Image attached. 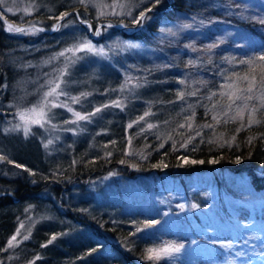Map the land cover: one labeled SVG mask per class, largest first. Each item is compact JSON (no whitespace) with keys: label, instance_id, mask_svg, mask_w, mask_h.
<instances>
[{"label":"trees","instance_id":"obj_1","mask_svg":"<svg viewBox=\"0 0 264 264\" xmlns=\"http://www.w3.org/2000/svg\"><path fill=\"white\" fill-rule=\"evenodd\" d=\"M35 1L39 5L35 14L38 26L45 29H49L62 12L73 8H78L81 19H89L77 0ZM142 1L133 19L141 11L152 8L147 14L150 19L131 35L111 29L106 39V43L122 40L134 44L138 49L136 53L114 59L116 67L85 55L67 74V96L87 94L74 106V111L87 115L101 108L89 122L81 123L79 133L69 132L65 122L70 116L62 109L54 112L57 128L52 134L36 127L27 136L19 132L6 133L5 129L7 120L22 106V100L26 103L28 97L33 96L36 84L45 78L44 74L36 73V66L31 64L45 63L87 38L84 27L70 15L56 33L37 32L35 36L17 38L4 34L0 22V157L6 158L0 160V252L4 253L25 210L31 219L26 224L32 228L29 238L18 250L23 264H169L167 260L146 258L148 249L179 237V230H175V234L173 229H163L166 223L157 210L126 211L108 197L95 205L93 197L89 196V182L107 171L122 174L128 181L138 178L135 173L121 170V166H137L140 171L148 172L166 165L165 172L171 173L170 179L175 182L178 172L193 175L198 170L207 171L213 162L230 165L239 159L241 165L234 168L239 172L231 171L233 180L245 173L255 188H264V180L252 177L253 171L264 173V113L258 117L263 124L240 133L231 145L221 147L213 142V121L205 109L208 111L210 107V96L219 91L218 77L211 78L216 75L209 70L213 63L201 69L192 65L197 55L201 56L200 61H220L227 57L241 59L263 49L264 24L259 21L264 19V1L160 0L155 7V0ZM69 22L79 25L81 31L63 26ZM105 22L95 19L92 23L96 28ZM134 24L132 20L126 26ZM209 45L216 46L209 50ZM129 77L140 87L119 95L117 88ZM178 77L185 78L188 86L179 87ZM179 92L189 99L196 112L195 123L211 125L205 127L211 130L203 131L207 137L193 143V151L181 154L189 161H196L193 165L177 162L172 148L169 149L170 140L162 135L164 130H176L184 124L181 111L178 112L182 106L178 102L186 99L179 100ZM112 99L121 100L122 106H110ZM146 112L149 115L141 122L139 118ZM138 120L139 123L128 127ZM145 123L155 127L148 131L144 129ZM141 129L149 135L144 140L136 137L139 133L144 136ZM226 131L230 129L225 128ZM244 134L250 135L251 143ZM131 142L138 145L133 156H130ZM16 164L23 167L17 168ZM25 168L33 174L29 175ZM188 177L193 179V176ZM181 189L192 188L186 184ZM144 217L158 223L154 231L140 227L137 231ZM158 227L163 230L157 232ZM54 235L57 238L49 244L48 240Z\"/></svg>","mask_w":264,"mask_h":264},{"label":"rangeland","instance_id":"obj_2","mask_svg":"<svg viewBox=\"0 0 264 264\" xmlns=\"http://www.w3.org/2000/svg\"><path fill=\"white\" fill-rule=\"evenodd\" d=\"M77 2H79V0H77ZM115 2H117V0H91L90 3L84 4L83 6L86 12V17L89 19H81L78 16V12L75 11L77 14V21L82 27H84L87 39L90 40L96 48L103 47L104 51L107 53L105 57H100L80 52L76 53V57L83 58L87 55L90 58L95 57L98 63L104 62L110 66L116 67L113 62L114 59H119V57L123 59L125 56H128L129 53H136L138 51L137 46L125 47L126 44H131L129 42L112 40L110 43H106V39L109 36V30H111L108 25L113 27H127L126 23L133 20V15L136 9L142 5L143 1L140 0L134 3L132 0H119V2L128 6L123 11H128L129 8L131 9V15H115L111 8L99 9L93 6V4L111 5ZM29 5H32V7L29 8ZM5 7L11 8L12 11L8 12L5 11L4 8H0V15L5 19L10 20L14 25L22 26L24 28L32 27L33 25L36 27L38 26L39 19L35 17L39 8L37 1L6 0ZM25 9H28V11L26 12ZM75 9L77 10L78 8ZM101 10L106 14L103 16L99 15ZM116 11L119 12L121 10L116 9ZM95 19L106 22L99 23L97 27L94 28L92 22ZM82 20L86 23H81ZM64 21H66V19L62 22ZM118 22L120 24H115ZM66 25L67 27L65 28H68L71 31H81L80 26L75 25L73 22L67 23ZM89 25H91V28H89ZM43 29L45 30V28ZM97 29L100 30V35L94 34ZM2 30L4 34L17 38H23L28 35L35 36V34L8 32L4 25H2ZM53 31L56 33L59 31V28ZM97 41H100L101 44H94ZM57 54L54 56H57ZM262 54H264V48L256 53L247 54L246 57L241 59L227 57L220 61H210L209 59H203L200 61L199 58H201V56H196V63L195 65L194 63L192 64L196 69H201L202 67L205 68L206 65H211L213 63V66L209 68V70L216 72L217 76L213 74L211 75V78L218 77L219 91L216 95L212 94L210 96L209 112L207 111V108L205 109V113L211 114L213 125L211 127L212 130L205 128L204 125L198 126L195 123L197 114L191 107L189 99L183 96L186 100L178 102V104L182 106V110L180 109L178 112L181 111L180 113L182 114L184 121V124L181 125H184V127H180V125L176 130L166 129L162 133L164 137L170 140L171 145L169 146V149L172 148L171 152H174L173 156L177 162L180 160L181 164L185 165V160L189 161L188 158L181 156V154L186 153L187 151H193L195 147L193 143L196 140L201 139L203 136H206L203 131L208 132L211 130V136H213L212 141L223 147L232 144L233 136L236 139L240 133L250 132L252 131V128L261 124L262 121L258 124L248 126L246 110L243 121L240 119L233 121L231 117L236 115L237 108L242 105V102L237 101V103L229 109L227 107L229 103L227 96L221 95V93L227 92L228 89L224 86L234 81L241 88L247 87V81L237 80V77H244L247 75L251 78L254 75L256 76L257 81H259L261 66L264 65V61L256 60L254 64H241L240 61L250 60ZM76 57H73L72 53L66 52L65 56H57L54 60H47L49 61L48 63L31 64L32 66H36V73L39 75L44 74L45 78H43L42 82L36 84L33 96L28 97L26 103L22 100V106L16 111L14 117L12 116L7 120L8 123L5 129L6 133L19 132L22 136H27L32 128L36 127L45 132L49 131L48 134H52L53 130L57 128L54 124V112L56 109L66 111L70 116L68 121L75 120L72 112H69L64 107H56L51 108L48 112L47 123H44L43 126L30 125V131L27 135H25L23 128L19 130H10L14 129L15 125L21 123L18 113L32 107L40 101L43 92L49 89L48 81L54 80L59 74V70L62 68L65 69L66 74L61 77V80L64 81L61 87L63 91L66 92V77L72 66L79 60L76 59ZM71 60H74L75 62L70 63ZM129 78H127V80ZM177 80L176 83L179 84V87H182V84L188 86L185 78L178 77ZM180 81H184V83H180ZM125 82L126 80L119 88H117L119 95L125 92L129 93L135 88V84L131 82L122 90V85H124ZM190 82L192 83L193 81L190 80ZM192 85L193 84H190V86ZM260 91L261 89L259 88L258 83L257 90L253 92V95L259 96ZM113 99L109 103L110 106H112V102L115 101ZM118 101L121 102V100ZM55 102L57 104L66 103L73 109V112H75L74 106L77 103H72L69 96L61 95L55 99ZM207 102L208 101H206V103ZM247 103L250 107L259 106V101L256 99L247 101ZM262 112L264 113V108L259 109V111L255 113V118L257 120ZM225 113H227V115H225ZM214 116L217 117V120L213 119ZM89 121L90 120L88 119L77 121L75 123H65V126L69 128V132L79 133L81 131V123ZM241 123H243L244 127H241ZM134 125H136V123H132V126ZM188 125H191V127ZM224 127L226 130L230 129V131L225 132ZM204 128L205 130H203ZM238 128L240 129L239 131H237ZM144 129L149 131L147 127ZM142 133L144 136L139 133L136 137H141V140H144L149 136L148 133H146V130L142 131ZM197 133H199V135H197ZM245 137L249 142V139L251 138L250 135L244 134V138ZM127 139L128 141L132 140L130 137ZM131 143V145L129 144L130 156H133L132 153L136 152L138 145L136 142L134 145L133 142ZM182 145H186V147H182ZM139 159L144 160L143 157H140ZM190 164L193 165L194 163ZM240 165V162L230 165L213 162L211 166L207 167V171L198 170L199 172L196 171L197 173L193 175L186 172H178L179 176L176 177L178 180L174 179L175 182L170 179L171 173L169 174L165 172L166 167L164 166L162 168H159V166L155 167L153 168L154 170L148 172L140 171L137 166H131L132 168L129 166H121V170H128L130 174L135 173L138 178L128 181L123 178L124 175L122 174L114 171H107L105 174L93 178L89 182L87 190L90 191L89 196L93 197L95 205L100 203L102 198L108 197L110 201H114L118 204L114 205L121 206V208L126 211H132V209L157 210L160 218L166 223L164 224L163 229H173V231L179 230L180 235L171 240L158 243L151 249L158 250L169 245H183L179 251L161 256V259L167 260L169 264H264V188H255L250 183L249 177H247L245 173L243 175H237V180H233L234 178L231 171L234 173L239 172L235 171L234 168ZM168 170L170 171V169ZM172 175L176 176L174 173ZM188 176H193V179L190 180ZM254 177L259 181H262L264 180V173H257ZM178 181L181 182L182 185H180ZM186 184H190L192 189L187 191L181 189ZM192 205H196V207H192ZM116 216H118V213H116ZM30 220V217L24 210L23 220L18 224V228H20L21 223L24 225V227L21 228L20 235L17 236L18 243H16L14 247H8V244L6 245L4 253L0 252V264H23L18 250L23 242L26 241L23 237L29 236L32 225L26 224V222H29ZM156 224L158 223L151 221L148 217H144L141 225L139 226L138 224V228L140 227L145 230L154 231L157 227ZM163 229L158 227L157 232H161ZM15 234L16 232L14 235Z\"/></svg>","mask_w":264,"mask_h":264},{"label":"snow or ice","instance_id":"obj_3","mask_svg":"<svg viewBox=\"0 0 264 264\" xmlns=\"http://www.w3.org/2000/svg\"><path fill=\"white\" fill-rule=\"evenodd\" d=\"M5 2L6 0H0V8H4L5 11H12L11 8L5 7ZM79 2L84 5L87 3H90L91 0H79ZM160 0H155V3L153 4V7L156 6V4H159ZM94 7H97L99 9H104V8H111L113 10V14L115 15H131V9L129 8L128 11H123L125 8H127L128 6L124 3L119 2V0H117V2L111 4V5H106V4H93ZM29 8L32 7V5L28 6ZM116 9H120L121 11L117 12ZM25 11L27 12L28 9H25ZM152 8H148L146 9V11H141L139 13L138 17H135L133 19V23L137 24V25H142L144 21L149 20L150 17L147 15L148 12H151ZM106 13L101 10L99 12V15L103 16ZM69 15V13L65 12L62 13L59 17H57V20H63L65 17H67ZM260 23L264 24V19H261L259 21ZM70 23V22H69ZM81 23H86L85 21H81ZM64 27H67V25H63ZM60 27L59 24L54 25L53 26V30H57ZM108 27H111V25H108ZM183 27H189L188 25H184ZM89 28H91V25H89ZM6 30L8 32H15V33H22V34H35L38 31H44L43 28H36L35 25H33L30 28H24V27H17L14 26L12 24H8ZM95 35H100V30L97 29L94 33ZM216 45H209L208 48L209 50L213 47H215ZM125 47H136V45H132V44H126ZM69 52L72 53L73 57H76V53H80V52H84L86 54H92L95 56H100V57H105L107 55V53L104 51L103 47L101 48H96L92 42L90 40H88L87 38L82 39L81 41L77 42L76 44H74L72 47H69L67 49H65L64 51H61L57 54V56H65V53ZM57 56H53L52 60L56 59ZM81 57H76V59H80ZM256 60L259 61H264V54L255 57L253 59L250 60H242L240 61L241 64H254ZM49 61H45V63H48ZM74 60H71L70 63H74ZM191 63V62H190ZM66 74L65 69H60L59 70V74L55 77L54 80H49L48 84H49V89L45 92H43V95L40 99V101L37 104H34L32 107L24 110V111H20L18 113L19 115V119L21 121L20 124L15 125L14 129H10V130H19L21 128H23V131L25 133V135H27L30 131L29 126L30 125H41L43 126L44 123L48 122V112L51 110V108H56V107H64L66 108L69 112H72L75 120L74 121H66L65 123H75L77 121H82V120H88L90 119L91 116L95 115L97 112L101 111V108H96L95 112L92 113H88L87 115H81L80 112H73V109L71 107H69L66 103H60L57 104L55 102V99L60 97L61 95L67 96V93L63 91L61 85L62 83H64V81L61 80V77H63ZM237 80H244L247 81V87L245 88H241L235 81L232 83L227 84L226 87L228 89L227 92H222L221 95H225L227 96V99L229 101L227 107L229 109L232 108V106L234 104L237 103V101H241L242 105L238 106L237 111H236V115L231 117V119L233 121L240 119L241 121H243L244 119V113L245 110L247 111V123L248 126H251L253 124H258L261 121L257 120L255 118V113L257 111H259V109L264 108V65L261 66V75L259 78V81H257L256 76H252L251 78H249L247 75L244 77H237ZM131 83V78H129L128 80H126L125 84L122 85V90L123 88L127 87V85ZM180 83H184V81H180ZM259 83V88L261 89L260 91V95L259 96H254L253 92L255 90H257V84ZM134 87H140L139 84L134 85ZM191 94H195V93H191ZM86 93H81L80 96L77 97H70L72 103H78L79 100L81 99V97L86 96ZM213 95H216V93H213ZM178 98L182 99L183 98V93H178ZM258 100L259 101V106H249L247 101H252V100ZM112 106L115 107H121V103L120 101H113L112 102ZM103 107H108V105H104ZM149 115V113H145L144 116H141L139 118V120H144L145 116ZM225 115H227V113H225ZM214 120H217V117H213ZM219 122V121H218ZM227 122V121H225ZM133 123H139V121H133ZM189 127H191V125H188ZM129 128L132 127V124L128 125ZM155 125L153 124H148L147 128L149 130H151L152 128H154ZM180 127H184V125H181ZM204 127H211V125H204ZM241 127H244L243 123H241ZM240 129L238 128L237 131H239ZM141 131H144V129H141ZM197 135H199V133H197ZM232 140H235V137H232ZM252 142V138L249 139V143ZM49 143H51V141H49ZM45 147H47V145H45ZM161 147H163V145H161ZM182 147H186V145H182ZM108 155H111V153H109ZM6 159L5 157H0V160ZM123 162V161H122ZM237 163H239V159H237L236 161ZM9 163H12L11 161H9ZM185 163H196V161H187L185 160ZM201 163H203V161H201ZM166 167V165H163ZM15 167L17 168H21L23 167L22 165L16 164ZM24 171H29L28 169H24ZM33 173H31L29 171V175H32ZM183 207V206H181ZM192 207H196V205H192ZM24 225L23 223H21L20 228H17L16 230V234L13 235L7 242L8 247H14L16 243H18L17 240V236L20 235L21 232V228H23ZM137 231H140V229L138 228ZM25 240H27L29 237L28 236H24L23 237ZM57 237L54 235L51 237V239L48 240V243L51 244L53 242V240H55ZM46 245H42V247H45ZM183 247V245H179V246H166L162 249H158V250H154V249H148V255H147V259L149 260H159L161 259L162 255H168L171 252H177L180 250V248ZM31 264V262H30Z\"/></svg>","mask_w":264,"mask_h":264},{"label":"water","instance_id":"obj_4","mask_svg":"<svg viewBox=\"0 0 264 264\" xmlns=\"http://www.w3.org/2000/svg\"><path fill=\"white\" fill-rule=\"evenodd\" d=\"M67 13H69V15L70 14H72V13H74L75 11L74 10H70V11H66ZM63 13H65V12H63ZM75 15H76V13H74ZM68 15V16H69ZM67 16V17H68ZM67 17H65L64 19H66ZM63 19V20H64ZM63 20H59L55 25H57L58 23H60V22H62ZM0 21L2 22V23H4L5 25H8V24H13L12 22H10V21H8V20H6L5 18H3V17H1L0 16ZM36 27V26H35ZM25 28H30V27H25ZM36 28H38V27H36ZM116 29H118L119 31H122V28H119V27H115ZM40 32H43V33H50V32H47V31H40Z\"/></svg>","mask_w":264,"mask_h":264}]
</instances>
